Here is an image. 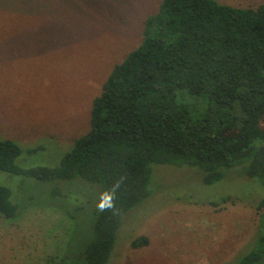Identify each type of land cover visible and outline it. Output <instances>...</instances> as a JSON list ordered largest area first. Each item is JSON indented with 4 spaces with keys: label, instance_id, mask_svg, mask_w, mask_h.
Returning <instances> with one entry per match:
<instances>
[{
    "label": "rangeland",
    "instance_id": "1",
    "mask_svg": "<svg viewBox=\"0 0 264 264\" xmlns=\"http://www.w3.org/2000/svg\"><path fill=\"white\" fill-rule=\"evenodd\" d=\"M161 1L0 3V138L22 147L18 165L60 164L90 129L93 99L115 64L141 43L145 20ZM218 1L241 7L264 3ZM152 168V194L122 216L108 264H229L254 243L262 191L242 166L211 184L195 166ZM0 183L18 205L14 217L0 212V264H82L102 193L97 185L2 169ZM224 196L231 200L223 202ZM141 235L148 243L132 246Z\"/></svg>",
    "mask_w": 264,
    "mask_h": 264
},
{
    "label": "trees",
    "instance_id": "2",
    "mask_svg": "<svg viewBox=\"0 0 264 264\" xmlns=\"http://www.w3.org/2000/svg\"><path fill=\"white\" fill-rule=\"evenodd\" d=\"M90 123L54 167L18 165L22 147L0 138V169L7 172L80 178L102 192L122 181L118 214L95 210L82 264H108L122 216L152 194L154 163L198 167L206 184L242 166L262 191L256 205L261 229L229 264L264 262V3L162 0L145 20L141 43L115 64L93 99ZM0 212H18L11 189L1 183ZM148 241L141 235L131 244Z\"/></svg>",
    "mask_w": 264,
    "mask_h": 264
},
{
    "label": "clouds",
    "instance_id": "3",
    "mask_svg": "<svg viewBox=\"0 0 264 264\" xmlns=\"http://www.w3.org/2000/svg\"><path fill=\"white\" fill-rule=\"evenodd\" d=\"M121 182L122 181L115 182L112 185L111 189L105 190L101 193L100 199L96 203V208L98 212H104L106 210L111 209L114 215L118 214L119 210L116 208L115 205V195L120 187Z\"/></svg>",
    "mask_w": 264,
    "mask_h": 264
}]
</instances>
